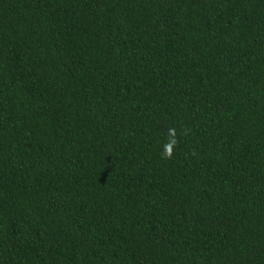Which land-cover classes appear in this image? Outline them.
Returning <instances> with one entry per match:
<instances>
[{
	"label": "trees",
	"instance_id": "obj_1",
	"mask_svg": "<svg viewBox=\"0 0 264 264\" xmlns=\"http://www.w3.org/2000/svg\"><path fill=\"white\" fill-rule=\"evenodd\" d=\"M0 264H264V0H0Z\"/></svg>",
	"mask_w": 264,
	"mask_h": 264
},
{
	"label": "clouds",
	"instance_id": "obj_2",
	"mask_svg": "<svg viewBox=\"0 0 264 264\" xmlns=\"http://www.w3.org/2000/svg\"><path fill=\"white\" fill-rule=\"evenodd\" d=\"M168 142L164 144L163 152L160 153L162 159H171L173 155V149L178 145V140L176 138V130L175 128L168 129Z\"/></svg>",
	"mask_w": 264,
	"mask_h": 264
}]
</instances>
